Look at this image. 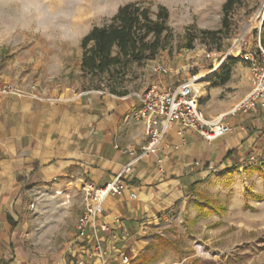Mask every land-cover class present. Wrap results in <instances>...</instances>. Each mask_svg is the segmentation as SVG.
Masks as SVG:
<instances>
[{"label": "crops", "instance_id": "obj_1", "mask_svg": "<svg viewBox=\"0 0 264 264\" xmlns=\"http://www.w3.org/2000/svg\"><path fill=\"white\" fill-rule=\"evenodd\" d=\"M220 77L205 85L206 107L214 106L205 114L224 115L231 133L207 142L174 122L154 155L133 162L128 151L138 152L145 143L135 95L59 84L13 86L1 74L0 87L17 93L0 95V264H161L153 251L180 231L188 215L219 214L213 201L218 196L198 194L200 184L215 180L236 188L245 177L254 183L250 196L264 195L263 113L258 103L232 112L250 91V74L235 65L225 84ZM170 78L154 74L139 93L150 85L169 88ZM131 163L122 193L106 199L101 216L76 226L60 251L39 250L32 231L36 200L44 193L36 189L99 188ZM231 199L239 202V194Z\"/></svg>", "mask_w": 264, "mask_h": 264}, {"label": "rangeland", "instance_id": "obj_2", "mask_svg": "<svg viewBox=\"0 0 264 264\" xmlns=\"http://www.w3.org/2000/svg\"><path fill=\"white\" fill-rule=\"evenodd\" d=\"M226 1L118 0L112 8L98 11L85 9L82 0H0V75L9 76L6 83L13 86L59 84L127 96L146 88L154 74L170 76L166 83L173 90L194 75H206L214 59L231 53L218 72L198 83L199 104L205 114L214 108L206 107V83L225 75L229 65L230 73L237 65L250 74L251 65L260 62L258 47L264 50V0H241L227 13L223 11ZM128 4L147 10L153 20L160 10L166 11L168 32L161 38L157 55L153 60L84 76L79 62L81 39L94 27L108 26L117 10ZM209 54L214 55L212 59H207ZM230 59L237 61L229 64ZM158 67L167 72H155ZM250 181L241 177L236 188L215 180L200 184L198 194L218 196L213 201L219 214L211 215L210 210L192 220L188 215L180 231L175 228L166 236L168 242L153 251L161 264H264V195L250 196L254 187ZM36 190L44 194L36 200L33 241L41 251L58 252L79 226L83 186ZM236 194L240 200L233 204L231 198ZM251 201L258 203L251 205Z\"/></svg>", "mask_w": 264, "mask_h": 264}, {"label": "built area", "instance_id": "obj_3", "mask_svg": "<svg viewBox=\"0 0 264 264\" xmlns=\"http://www.w3.org/2000/svg\"><path fill=\"white\" fill-rule=\"evenodd\" d=\"M258 50L260 62L253 63L250 68V91L232 109V112L251 110L258 103L264 121V50L261 47H258ZM230 54L225 55L220 60L214 59L216 63H212L208 73H206L210 74L208 78L215 74L216 66H220ZM212 56L214 55H207V59H212ZM154 71L158 73L167 72L164 67L155 68ZM196 77L197 75L192 76L173 90L158 85H150L144 92L132 93L137 97L141 106L138 116L145 122L144 145L138 152L128 151L135 155L133 162L154 155L161 145L166 130L174 122H178L184 128L196 131L207 142H213L231 133L232 129L225 122L224 115L208 118L201 110L197 90L193 87V84L197 83ZM15 93H17L15 89L0 87L1 96ZM132 163L126 165L110 183L102 187L92 188L89 185H83L84 208L78 220L79 228L103 214V205L107 198L122 193V176L129 173ZM130 197H134V195L131 194ZM101 229L103 231L108 230L106 226H102ZM123 260L125 262L126 258L124 257ZM102 264L108 263L103 260Z\"/></svg>", "mask_w": 264, "mask_h": 264}, {"label": "trees", "instance_id": "obj_4", "mask_svg": "<svg viewBox=\"0 0 264 264\" xmlns=\"http://www.w3.org/2000/svg\"><path fill=\"white\" fill-rule=\"evenodd\" d=\"M240 2L227 0L223 11L227 13ZM166 20L167 13L164 10H160L153 20L147 10L135 4L120 7L108 26L94 27L81 39L80 71L84 76H95L111 68L126 67L129 63L153 60L160 48L161 38L168 32ZM236 61L230 59L229 64ZM229 68L230 65L225 68L226 74L220 77V84L228 81Z\"/></svg>", "mask_w": 264, "mask_h": 264}, {"label": "bare ground", "instance_id": "obj_5", "mask_svg": "<svg viewBox=\"0 0 264 264\" xmlns=\"http://www.w3.org/2000/svg\"><path fill=\"white\" fill-rule=\"evenodd\" d=\"M118 0H82V4L84 6H86L85 9L90 10V9H96L98 11H104L107 10L108 8H112L114 6V4L117 2ZM168 1V0H167ZM219 66H216V70L218 69ZM210 74H206L203 76H197V83L193 84V87L198 90L199 88V81H201V79L207 78L209 77Z\"/></svg>", "mask_w": 264, "mask_h": 264}]
</instances>
